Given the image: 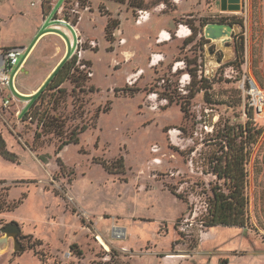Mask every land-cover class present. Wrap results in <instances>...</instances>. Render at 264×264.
<instances>
[{"label": "rangeland", "instance_id": "374dc122", "mask_svg": "<svg viewBox=\"0 0 264 264\" xmlns=\"http://www.w3.org/2000/svg\"><path fill=\"white\" fill-rule=\"evenodd\" d=\"M259 3L144 0L142 7L140 0H0V47L28 51L65 5L61 19L78 23L83 17L76 30L84 35L74 81L45 91L32 108L33 122L19 115L24 98L8 89L17 104L5 108L0 91V136L18 157L11 163L0 156V264H264L260 113L254 117L263 134L247 166L248 226L210 229L202 223L211 188L221 184L210 165L221 151L217 132L248 121L240 89L245 74L264 89L254 66L263 41ZM209 24L232 25L236 32L225 45L211 42L204 37ZM159 25L171 39L154 51L165 57L163 67L151 69L146 51L157 40L148 37ZM57 26L72 44L67 22ZM121 26L130 37L127 47L122 32L117 35ZM174 29L189 42L177 41ZM55 45L51 38L43 41L37 68L60 53ZM127 50L136 53L131 63ZM136 74L140 78L129 84ZM200 87L205 89L187 103L190 90ZM106 108L111 111L103 113ZM84 125L90 129L79 144L58 155L61 143ZM10 224L20 227L19 235L2 232ZM114 227L126 229V238L114 235Z\"/></svg>", "mask_w": 264, "mask_h": 264}, {"label": "trees", "instance_id": "16d2710c", "mask_svg": "<svg viewBox=\"0 0 264 264\" xmlns=\"http://www.w3.org/2000/svg\"><path fill=\"white\" fill-rule=\"evenodd\" d=\"M116 1L121 3L124 2V0ZM143 1L144 0H140L142 7H144ZM44 7L45 3L43 5V8ZM136 7L137 6H135V8ZM241 24L243 25V23ZM108 41L113 42V40H111L110 38L108 39ZM188 42L189 40H185V44H187ZM243 53L244 42L242 40L241 44H239L236 50L237 59H239L240 62L241 58H243ZM77 59L78 58L74 56L63 60V62L57 67L55 72L50 76L41 90L32 97L28 108L21 113L23 115V119H26L30 122H33L35 120L36 114L35 116H33L32 108L36 105L37 101L41 98L45 91H47L49 88L53 90L59 89L66 82L74 81L75 74L79 72L78 70L80 68L76 67ZM178 62L180 61H177L176 63ZM81 66L83 68H87V65L85 63H82ZM189 75L192 78V82H194L195 75H193L191 71L189 72ZM204 83L205 79H202V85H204ZM204 89L203 87H200L196 90H190V93L187 97V103H190L191 100H193L197 96V94L201 93ZM91 90L92 92L94 91L93 87L91 88ZM246 97L248 99L246 108L248 121L246 122V124L239 127L225 125V127L219 130L216 135V141L221 145V151L214 154L212 163L210 165L212 168L211 174L214 175L217 180L221 182V184L215 185L211 188L212 196L208 201V212L202 220V223L206 228H245L249 223V200L247 197L249 174L247 171V166L250 161L251 148L258 143L259 138L263 134V129L259 128L255 123V110L249 106L250 97L247 95ZM164 101H169L170 105L173 103V100H169L167 99V97H164ZM184 108L185 105L183 106L182 103V112L184 114H187ZM110 111V108H106L105 110H103V113H108ZM42 126L44 129L48 127L46 123H43ZM55 128L56 129H54V132L56 134H62V129L58 130L56 126ZM89 129V126L84 125L79 130L74 131L71 136L66 141L61 143V145L58 147L57 154L59 155L66 147L70 145H78L79 135L86 133ZM0 156L4 160L11 163H16L18 159L16 154L11 153L7 150L6 143L1 136ZM58 162H60V159H58ZM171 192L178 198L184 200L181 195H177L173 190H171ZM16 208L17 204H14L12 206V209L10 208V211L15 210Z\"/></svg>", "mask_w": 264, "mask_h": 264}, {"label": "crops", "instance_id": "0c3cea01", "mask_svg": "<svg viewBox=\"0 0 264 264\" xmlns=\"http://www.w3.org/2000/svg\"><path fill=\"white\" fill-rule=\"evenodd\" d=\"M259 5H260V8H258V18L260 21V25L264 26V0H260ZM65 8H66V5L62 7L61 9H59L57 13V17H56V22L50 26V29L40 34L36 38L35 42L32 44V46L30 47L28 51L25 48L26 49L25 54L23 55L24 59L20 63L19 73L16 78V81H17L20 77H22L20 80V90L18 92L17 90L15 91V93L18 96L25 99V104L22 107L23 111L28 108V105L30 104L32 97L36 95V93L45 85V83L48 81L50 76L55 72V70L63 62V60H65L66 58H70L72 56L73 54L72 46H73V43L76 41V39L79 37L81 41L84 40L83 33L80 30L79 31L76 30L79 27V24H81V22L83 21V17L80 19L78 23L76 22L78 25L75 22L72 23V22L67 21V19L65 20L61 19L62 12H64ZM50 12H51V9L46 14V16L50 15ZM256 14H257V11H256ZM64 22H67L66 30L69 32V34L72 37V44H70L67 38L64 36L63 30H62L63 28L60 26H57L59 24H64ZM145 24L147 23H143L142 25H138V24L136 25L141 27ZM165 27L166 26H163V25L154 27L153 35L148 37L150 41L152 40L154 42L155 38L157 40V43L154 42L150 48L147 47V51H146V53L151 56V58L150 57L148 58V66L151 69L157 66L163 67V65H161L162 64L161 62L163 61L161 60L165 61V57L162 54H157V52L155 53L154 51L155 49L158 50V49L165 48L166 42H168V40L171 39V32L166 31ZM169 28H172V27H169ZM174 31L175 33L173 34H175V37L179 38L177 39V41L187 40L188 37L180 36V33L182 31L177 32V30L175 29ZM176 32L179 34H176ZM262 32H263L262 51L260 54L259 61L255 63L254 66H255V71H256L255 77L257 78L260 84L264 85V27L262 28ZM119 33H121L120 35L121 38H124L126 40V44L123 46L127 47L130 44V41H129L130 37H128L127 33L124 31L123 26H121V29L117 32V35H119ZM133 37H136L137 42H141L143 38L139 33L134 34ZM47 38H51V40H54V42H56V45H55L56 49L60 47L61 51L58 54H57V51L55 52L57 56L53 58V60H51V62L47 64L45 68L43 65L37 68L35 65L39 60L38 58L42 56V51H40L41 50L40 47L43 41ZM13 47H16V46H13ZM5 48H11V47L9 46L0 47V50L5 49ZM124 53H126L125 60L127 63L133 62L134 59L136 58V53L133 50H127V51H124ZM178 64H184V63H177V65ZM43 68H44L43 73H40L39 70L40 69L43 70ZM173 69H174V72H176L178 70V67L175 66ZM33 72H34V75L32 76ZM28 75L32 76V78L27 77ZM134 76H138V77H134ZM139 76L140 75L138 74L129 76V84L133 82L132 78H135V80H138L140 78ZM0 91L6 94V98H13L12 103L17 104V99H15L14 94L12 95L11 93H8V89H2Z\"/></svg>", "mask_w": 264, "mask_h": 264}, {"label": "built area", "instance_id": "2783aa9c", "mask_svg": "<svg viewBox=\"0 0 264 264\" xmlns=\"http://www.w3.org/2000/svg\"><path fill=\"white\" fill-rule=\"evenodd\" d=\"M144 17H141V19ZM82 41L78 37L76 41L73 43V56H77L76 54H81ZM25 48L23 47H11L0 50V90L2 89H11L13 92L15 89V82L17 75L19 73V66L21 57L25 54ZM140 74V73H139ZM240 89L243 91L244 95L249 96V106L252 107L257 113H262L264 111V89H262L258 84H256L251 79L247 78L245 74L241 83ZM13 95V93L11 92ZM13 101V98H6L3 101V106L8 108ZM21 113H19L20 115ZM124 230L122 236L123 239L126 238V230Z\"/></svg>", "mask_w": 264, "mask_h": 264}, {"label": "water", "instance_id": "95a60500", "mask_svg": "<svg viewBox=\"0 0 264 264\" xmlns=\"http://www.w3.org/2000/svg\"><path fill=\"white\" fill-rule=\"evenodd\" d=\"M224 9V5H222ZM225 10V9H224ZM236 32L234 26L224 24H209L204 31V37L211 42H220L222 45L230 42L233 34ZM3 233L20 234V227L16 224H10L2 229Z\"/></svg>", "mask_w": 264, "mask_h": 264}, {"label": "bare ground", "instance_id": "6f19581e", "mask_svg": "<svg viewBox=\"0 0 264 264\" xmlns=\"http://www.w3.org/2000/svg\"><path fill=\"white\" fill-rule=\"evenodd\" d=\"M260 118L264 119V111L259 115ZM122 228H118V227H114L113 228V234L116 235V236H122L124 230H121ZM124 229V228H123ZM126 230V229H125ZM123 231V232H122ZM126 234H127V231H126ZM103 243V242H102ZM104 244V243H103ZM170 259H174V258H177V257H174V256H170L169 257Z\"/></svg>", "mask_w": 264, "mask_h": 264}, {"label": "flooded vegetation", "instance_id": "af4514ba", "mask_svg": "<svg viewBox=\"0 0 264 264\" xmlns=\"http://www.w3.org/2000/svg\"><path fill=\"white\" fill-rule=\"evenodd\" d=\"M137 24H141V23L137 22Z\"/></svg>", "mask_w": 264, "mask_h": 264}]
</instances>
